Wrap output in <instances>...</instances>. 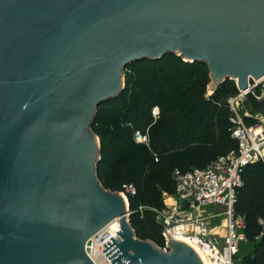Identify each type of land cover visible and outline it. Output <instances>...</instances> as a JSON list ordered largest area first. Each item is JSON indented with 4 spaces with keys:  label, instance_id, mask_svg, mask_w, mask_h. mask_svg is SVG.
<instances>
[{
    "label": "water",
    "instance_id": "obj_1",
    "mask_svg": "<svg viewBox=\"0 0 264 264\" xmlns=\"http://www.w3.org/2000/svg\"><path fill=\"white\" fill-rule=\"evenodd\" d=\"M167 52L206 62L211 90L235 79L264 116L248 86L264 75V0H0V264H94L85 244L114 218L111 264H204L183 239L137 238L96 172V107L126 66Z\"/></svg>",
    "mask_w": 264,
    "mask_h": 264
},
{
    "label": "trees",
    "instance_id": "obj_2",
    "mask_svg": "<svg viewBox=\"0 0 264 264\" xmlns=\"http://www.w3.org/2000/svg\"><path fill=\"white\" fill-rule=\"evenodd\" d=\"M124 81L115 98L96 107L90 126L100 138L97 177L103 187L115 192H124L128 183L135 186L134 193L125 192L130 224L138 237L164 247L161 226L150 209L160 204L162 192L174 193V169L203 168L237 148L226 110L215 101L235 88L228 87L230 79L226 78L205 99L207 63L186 61L173 52L130 63ZM154 105L160 112L153 122ZM135 130H148V144L134 140ZM242 179L234 208L244 218V233L252 250L241 256L240 264H264V238L256 239L262 229L259 219H264V163L248 164Z\"/></svg>",
    "mask_w": 264,
    "mask_h": 264
},
{
    "label": "built area",
    "instance_id": "obj_3",
    "mask_svg": "<svg viewBox=\"0 0 264 264\" xmlns=\"http://www.w3.org/2000/svg\"><path fill=\"white\" fill-rule=\"evenodd\" d=\"M263 80L264 77L248 78V86L258 98L264 94ZM237 89L238 95L228 100L232 110L229 131L237 142V148L219 155L203 168L174 169L175 191L172 194L163 192L171 201L163 198L166 207L155 209L157 223L166 240L162 249L167 250L170 238L187 237L201 251L205 264H240L241 244L247 243V238L244 218L234 208L236 189L243 183L242 173L248 164L256 161L264 163V116L255 110L240 115L237 102L246 98L245 92L238 86ZM151 114L153 117L159 115L158 105L151 107ZM147 131L135 130L134 140L148 144ZM125 192L134 193L135 186L125 184L122 193ZM208 205H214L218 210L207 213L205 207ZM220 215L225 216L226 231L222 237L210 225V219ZM259 223L262 229L256 239L264 238V219L260 218ZM94 236L85 244L86 254L94 264H111L101 251L103 243L97 245Z\"/></svg>",
    "mask_w": 264,
    "mask_h": 264
},
{
    "label": "rangeland",
    "instance_id": "obj_4",
    "mask_svg": "<svg viewBox=\"0 0 264 264\" xmlns=\"http://www.w3.org/2000/svg\"><path fill=\"white\" fill-rule=\"evenodd\" d=\"M176 55H178V54H176ZM179 56H182L183 57V55H179ZM121 78H122L121 86H124L125 85L124 77H121ZM229 79H230V83L227 84L228 87L233 86L235 88V90L231 91L230 94L225 95V96L221 97L220 99L219 98L215 99V101H217L219 104H221L223 106L224 110H226V113H227L226 115L228 116V118H230L231 115H232V110H231L230 105H229V102H228L229 97H234V96H237L238 95V89H237V85H236L235 79H231V78H229ZM211 81H212V77L210 76V69L208 67V83L206 85V89H205V92H204V98L205 99H210L212 97L214 91L219 86V84L217 83L215 85L214 89L211 90L210 89ZM220 101H223V102H220ZM119 108L122 111L123 108H121V106ZM237 110H238V112H239L240 115H243L245 112H251L253 110V108L250 106V104L248 103V101L245 100V101H242V102L241 101H238L237 102ZM140 111L142 113H144L143 110H136V113L137 114H140ZM159 112H160V107H159ZM158 116L157 117H153L152 116L153 122L155 120H157ZM92 134H93V136L95 138V144H96V148H97V153H98V155H100L99 152H98V150H100V138L95 133H92ZM149 176L150 175H147V178H146V179H148V182L150 181ZM105 189L106 190H109V191H112L109 188H105ZM123 195H124V197H126L125 193ZM163 198H165V200L168 199L166 193H163L162 192L160 194V201H161L160 204L156 208L150 209L151 216L153 217V219H155L156 223H157V220H156V211H155V209L160 210V209H163V208L166 207L165 204H164V202H163ZM205 210H206L207 213H210L211 211L218 210V208H216L214 205H208V206L205 207ZM210 225H211V227L215 228L214 231H216L219 236H221V237L224 236L225 231H226L225 230V216L224 215H220L218 217H215V218L210 219ZM161 232H162V229H161ZM136 237L139 238V239H142V238L138 237L137 235H136ZM142 240H148V241L152 242L155 246H157V247H159V248L162 249L161 246L157 245L150 238H143ZM246 244L248 245V247L241 249L240 256H243L244 254L249 253L252 250V245L250 243H246ZM165 245H166V240L164 239V246Z\"/></svg>",
    "mask_w": 264,
    "mask_h": 264
},
{
    "label": "bare ground",
    "instance_id": "obj_5",
    "mask_svg": "<svg viewBox=\"0 0 264 264\" xmlns=\"http://www.w3.org/2000/svg\"><path fill=\"white\" fill-rule=\"evenodd\" d=\"M264 77L263 76H260L258 77L257 79H262ZM122 198H123V201L125 202V205H127V198L124 197V195L122 194ZM166 201L170 202L171 199H166ZM119 227H120V222H119V218H114L113 220H111L110 222H108L103 228H101L94 236V238L96 239L97 241V245L101 244V243H104L105 241H107L109 238L113 237V238H117V231L119 230ZM179 239H183L185 241H187L188 243H190L196 250L197 252L199 253V255L201 256L203 262H204V257L201 253V251L198 249V247L190 240L188 239L187 237H177ZM98 248V246H97ZM97 248H95L94 250V254L96 255V251H97ZM205 264V262H204Z\"/></svg>",
    "mask_w": 264,
    "mask_h": 264
},
{
    "label": "crops",
    "instance_id": "obj_6",
    "mask_svg": "<svg viewBox=\"0 0 264 264\" xmlns=\"http://www.w3.org/2000/svg\"><path fill=\"white\" fill-rule=\"evenodd\" d=\"M248 247L246 243L241 244V249Z\"/></svg>",
    "mask_w": 264,
    "mask_h": 264
}]
</instances>
